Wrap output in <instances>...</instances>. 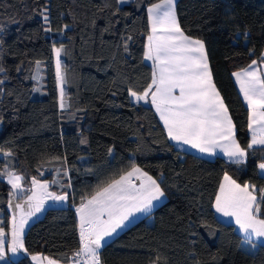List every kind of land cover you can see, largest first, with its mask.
Returning a JSON list of instances; mask_svg holds the SVG:
<instances>
[{
    "label": "trees",
    "instance_id": "1",
    "mask_svg": "<svg viewBox=\"0 0 264 264\" xmlns=\"http://www.w3.org/2000/svg\"><path fill=\"white\" fill-rule=\"evenodd\" d=\"M158 1L0 0V227L9 236L10 202L28 195L32 178L68 193L64 204L47 206L29 223L27 252L9 264H32L31 254L73 260L80 249L76 208L133 163L156 179L165 200L104 244L101 264H264V244L246 249L235 226L213 209L225 173L264 188L257 171L264 151L249 150L246 163L235 165L179 149L150 98L130 96L151 83L147 7ZM175 11L184 33L204 42L213 82L247 149L248 110L231 73L261 60L264 0H176ZM61 46L64 109L52 50ZM37 64L43 96L33 94ZM9 171L23 177L19 198L1 179Z\"/></svg>",
    "mask_w": 264,
    "mask_h": 264
},
{
    "label": "snow or ice",
    "instance_id": "2",
    "mask_svg": "<svg viewBox=\"0 0 264 264\" xmlns=\"http://www.w3.org/2000/svg\"><path fill=\"white\" fill-rule=\"evenodd\" d=\"M119 2L124 3L126 0ZM175 7L176 0H161L147 8L151 30L147 36L144 57L153 62L151 83L142 94L130 91V96L137 102H147L151 97L150 103L163 121L169 140L190 145L210 155H217L216 150L219 149V154L227 157L228 163L244 164L249 150L255 151L257 145L264 146V70L253 60L247 68L232 74L249 111L251 139L245 149L236 138V126L213 82L205 44L184 33ZM41 16L47 21L44 12ZM62 50L63 46L54 49L56 79L60 85L66 82L61 70ZM261 63H264V55ZM3 71L0 68V72ZM66 106L64 89L61 87L60 108ZM260 150L264 151V148ZM258 169L264 178V161L258 164ZM7 177L12 188L10 195L16 198L18 192L25 191L20 183L23 177L13 172H8ZM133 178L139 181L138 185ZM31 185L28 189L31 194L24 201L27 211L24 210V204L15 205L21 211L19 219L13 215L10 239L4 228L0 227V261L5 260L7 252H27L25 226L32 217L44 210L46 201L62 202L68 199V193L50 192L49 184L36 178H32ZM164 195L160 184L133 163L129 171L100 187L76 208L81 245L76 255L87 257L86 264H101L99 249L102 242L124 228L134 214L148 212L154 206L153 201H158ZM262 204L264 188L257 189L249 183L241 185L225 173L213 207L224 217L234 218L238 230L244 234L243 243L254 249L257 247L254 238L256 241L264 238ZM31 260L37 264H43L45 260L47 264H56L54 260L39 255H32Z\"/></svg>",
    "mask_w": 264,
    "mask_h": 264
},
{
    "label": "crops",
    "instance_id": "3",
    "mask_svg": "<svg viewBox=\"0 0 264 264\" xmlns=\"http://www.w3.org/2000/svg\"><path fill=\"white\" fill-rule=\"evenodd\" d=\"M129 0H126V2H124V3H121V4H125V3H127ZM161 2V0L160 1H158V2H156V3H160ZM120 3V2H119ZM154 4V3H153ZM152 5V4H151ZM151 5H149L148 7H150ZM147 7V8H148ZM147 19H148V14H147ZM148 24H149V34H150V23H149V20H148ZM148 34V35H149ZM146 45H147V38H146V42H145V51H146ZM145 53V52H144ZM262 55H264V49H263V52H262ZM144 59H145V57H144ZM261 60H262V56H261ZM261 60L260 61H257V66L258 67H260L262 70H264V63H261ZM145 61L146 62H148L149 64H151L152 65V67H153V62L152 61H150V60H146L145 59ZM252 63V62H251ZM250 63V64H251ZM249 64V65H250ZM249 65H247L245 68H247ZM245 68H243V69H245ZM243 69H240V70H236V71H234V72H238V71H242ZM234 72H232L231 73V77H232V80H233V82H234V84H235V87H236V89H237V92H238V94H239V96H240V98H241V100H242V102H243V104L245 105V107L247 108V104H246V102L244 101V99H243V94L240 92V89H239V84H237L236 83V81H235V77L232 75ZM178 94V93H177ZM149 98H150V100H151V97L149 96ZM154 107V106H153ZM154 110H155V108H154ZM248 110V109H247ZM156 112V111H155ZM156 114H157V116H158V118H159V121L161 122V124H162V126H163V128H164V124H163V121L160 119V117H159V114L156 112ZM248 120H249V111H248V118H247V131H248V134H249V141H248V143L250 142V139H251V133H250V130H249V128H248ZM164 130H165V132H166V134H167V131H166V129L164 128ZM171 142H172V144L175 146V147H177V148H179V149H182V150H186V151H189V152H192V153H195V154H197V155H199V156H202V157H205V158H208V159H213L214 157H221V158H223L224 160H226L227 161V157H224V156H222L221 154H219V149H217L216 151H217V155H210V154H208V153H201V152H199L197 149H194V148H191V146L190 145H184L183 143H178V142H176V141H172V140H170ZM255 148H264V146H260V145H257V146H255ZM260 163V162H259ZM258 163V164H259ZM258 164H257V171H258V173L260 174V170L258 169ZM130 170V169H129ZM128 170V171H129ZM143 171V170H142ZM9 172H13V171H9ZM7 173L8 172H6V173H4V175H1V179L3 180V181H5L7 184H8V177H7ZM13 173H15V172H13ZM16 174V173H15ZM16 175H19V174H16ZM150 176V175H149ZM224 177V176H223ZM153 178V177H152ZM134 179V183H136L137 185L139 184V181L138 180H135V178H133ZM154 179V178H153ZM154 180H156V179H154ZM222 180H223V178H222ZM222 182V181H221ZM21 183V186L24 188V186L22 185V182H20ZM49 183H51V182H49ZM9 186H10V188H11V185L10 184H8ZM241 185H243V184H241ZM11 190H12V188H11ZM20 195H21V193H17V198H19L20 197ZM165 200V195H164V197H161L158 201H153V207L148 211V212H144V213H136V214H134L131 218H130V220L128 221V222H126V226L124 227V228H122V229H120V230H118V232H117V234H115L114 236H112L111 238H107L104 242H102V246L104 245V244H106L107 242H109L110 240H112L116 235H118L120 232H122L124 229H126L130 224H132L133 222H135L136 220H138V219H140V218H142V217H144V216H146L148 213H150L156 206H158L159 204H161L163 201ZM17 203H19V202H23V200L22 199H17ZM48 201H51V200H48ZM215 201V200H214ZM57 202H59V204H57V205H61L60 204V201H57ZM57 202H55V203H57ZM16 203V204H17ZM63 203H65V201L63 202ZM213 204H214V202H213ZM47 206H49V205H47V204H45V206H44V209L47 207ZM24 208H26V205H24ZM213 209H214V207H213ZM26 211V210H25ZM44 211V210H43ZM43 211H41L40 213H37L36 215H38V217L39 216H41V214H42V212ZM214 212H215V214H216V216L220 219V220H222V221H224V222H228L226 219H223V218H221L220 216H219V213H217L216 211H215V209H214ZM75 213H76V218H77V221H78V226H79V214L75 211ZM220 215H222V214H220ZM17 217V219L19 218L18 216H16ZM32 222V221H31ZM31 222H29V223H31ZM230 223H232L234 226H235V229L237 230V232L241 235V237H242V240H243V238H244V234L242 233V232H240V231H238V228H237V225L235 224V222H230ZM10 230H11V228H10ZM9 239H10V232H9ZM254 243H263L262 242V240H260V241H256L255 240V238H254ZM244 244V243H243ZM264 244V243H263ZM80 247H81V245H80ZM100 250V249H99ZM23 254V252H20V253H17V254H12L11 252H7L6 253V257H5V260H3V261H0V264H9L12 260H15V259H17L18 257H20L21 255ZM32 255H39V256H41V257H47V258H49V259H52V258H50L49 256H47V255H42V254H31V255H29V259H30V261H31V263L32 264H37V262H35V261H32L31 260V256ZM52 260H54V259H52ZM55 262H56V264H76V262H74V260H71V261H69V262H67V263H61V262H59V261H57V260H54ZM43 264H47V260H45V261H43Z\"/></svg>",
    "mask_w": 264,
    "mask_h": 264
},
{
    "label": "rangeland",
    "instance_id": "4",
    "mask_svg": "<svg viewBox=\"0 0 264 264\" xmlns=\"http://www.w3.org/2000/svg\"><path fill=\"white\" fill-rule=\"evenodd\" d=\"M55 48H57V47H54L52 50H53V61H54V69H55V78H56V56H55V52H54V49ZM62 70V69H61ZM42 78H43V73H42V65L41 64H37L36 65V69H35V72H34V74H33V94L34 95H40L41 94V96H43L44 95V88L42 87ZM56 86H57V99H58V107H59V109H61L60 108V89H61V87H63V85H60L59 84V82L57 81V79H56ZM40 182H42V183H48L49 184V191L50 192H54L53 190L54 189H52V182L51 183H49V182H45V181H42V180H39ZM32 187V185H30V188ZM31 193L29 192L28 193V195H30ZM27 196V195H26ZM26 196L24 197V199H23V202H19V203H21V204H24V201H25V198H26ZM64 201H62V202H60V204L62 205V204H64L63 203ZM45 204H47V205H49V206H54V205H57V204H59V202H57V203H55V202H53V201H46V203ZM24 205H26V204H24ZM24 210H26L27 211V205H26V208H24ZM12 211V210H11ZM20 209H16V211L14 212H12V214L13 215H15V216H18L19 217V215H20ZM43 213V212H42ZM42 215V214H41ZM219 216L221 217V218H223V219H226L228 222H235V220H234V218H231V217H224L223 215H220V213H219ZM40 217V216H39ZM38 217V215H35L34 217H32L30 220H29V222H31V221H33V220H35V219H37V218H39ZM19 219V218H18ZM29 222H28V224L25 226V229H26V227L29 225ZM237 228H238V225H237ZM25 231V230H24ZM239 231V230H238ZM262 240V242L264 243V238H262L261 239ZM249 244H246V243H244V247L246 248V249H249V250H252V247H251V245L250 246H248Z\"/></svg>",
    "mask_w": 264,
    "mask_h": 264
},
{
    "label": "built area",
    "instance_id": "5",
    "mask_svg": "<svg viewBox=\"0 0 264 264\" xmlns=\"http://www.w3.org/2000/svg\"><path fill=\"white\" fill-rule=\"evenodd\" d=\"M87 257H84V256H77L75 255L73 260L74 262H76V264H86L87 262Z\"/></svg>",
    "mask_w": 264,
    "mask_h": 264
},
{
    "label": "water",
    "instance_id": "6",
    "mask_svg": "<svg viewBox=\"0 0 264 264\" xmlns=\"http://www.w3.org/2000/svg\"><path fill=\"white\" fill-rule=\"evenodd\" d=\"M15 205H16V203L11 201V210H12V212L16 211Z\"/></svg>",
    "mask_w": 264,
    "mask_h": 264
}]
</instances>
